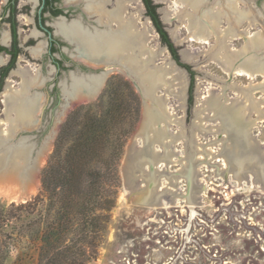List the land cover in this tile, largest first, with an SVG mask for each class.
Listing matches in <instances>:
<instances>
[{
  "label": "rangeland",
  "instance_id": "374dc122",
  "mask_svg": "<svg viewBox=\"0 0 264 264\" xmlns=\"http://www.w3.org/2000/svg\"><path fill=\"white\" fill-rule=\"evenodd\" d=\"M223 1L210 0L207 3L221 13L220 29L229 27L225 9L221 6ZM153 2L158 6L160 20L177 48L179 61L162 41L143 0H126V12L128 17L135 19L138 29L149 35L146 46L157 51L156 64L162 66L172 61L183 70L186 79L184 99L176 96L177 85L170 91H166L167 86L155 90L156 96L166 98L167 111L172 116L168 131L177 139L171 142L175 161L168 169L164 164L156 167L162 173L157 188L168 183L165 174L176 176L178 179L173 192L177 195V202L152 206L141 200L140 196L144 194L141 187L146 185L143 171L135 176V185L128 184L125 166L129 150L132 146H143L139 129L144 116V99L125 73L112 69L98 95L93 99L74 101L76 103L66 111H69L66 119L57 126L61 131L68 116L75 113L78 125L67 130L68 137L61 145L62 156H66V151L75 141L90 139L92 151L85 162L88 167L105 175L98 187L100 194L97 199L102 203L114 201L110 212L94 210L89 213L90 220L98 215L104 226L96 245L84 239L78 240L79 227H74L57 247L44 245L42 240L48 234L49 224L56 220L59 206L52 204L42 184V171L52 158L59 131L43 155L29 194L16 195L20 185L15 179L9 184L0 183V264H48L52 256L60 252H68L69 256L63 260L65 264H264V190L255 185L252 178L238 179L233 172L223 169V161H217V157L209 159V155L204 161L200 152L205 149L220 156L223 146L231 144L227 133L221 130V120L214 110L206 106L214 95H220L224 106L237 105L242 100L247 103L250 109L246 112L253 122L248 127V136L264 152V74H230L220 58L215 56L218 50L215 33L207 41L190 38L185 16V11L192 10L190 7L185 10V6L181 2L175 3V0ZM115 3L116 0H112L107 8L112 9ZM237 6L250 10L253 17L244 19L238 26L242 33L228 39L226 44L230 50L243 52L250 36H264V0H240ZM166 13H171L170 21L164 19ZM75 15L82 18L86 26H97L98 15L85 14L81 7ZM6 28L1 25L2 31ZM255 51L252 53L264 61V48ZM29 60L32 72L39 71L43 77L28 94L41 95L43 106L34 125H14L12 118L15 112L7 108L5 90L7 86L19 88L23 77L12 71L3 81L0 78V139H3L0 154L6 150L3 146L22 143L32 149L31 165L44 139L57 124L61 102L53 95L55 72L52 68L46 65L44 70H40L38 60ZM174 71L177 72L176 69ZM77 72L81 75L90 73L82 68ZM66 76L67 73L60 75L59 80ZM44 77L48 78L47 82ZM244 93L254 103L248 99V104ZM8 130L12 132L10 136H7ZM179 135L183 136L179 138ZM160 146L158 142L154 144L156 149ZM35 150L36 155L33 153ZM191 154L199 191L187 200L184 196L189 189L188 181L179 174ZM246 174H251V170ZM162 192L170 196L166 188H162ZM81 201L83 198H76L73 215L79 225L84 220L80 213ZM89 235L92 236V232ZM70 247L72 249L68 251Z\"/></svg>",
  "mask_w": 264,
  "mask_h": 264
},
{
  "label": "bare ground",
  "instance_id": "6f19581e",
  "mask_svg": "<svg viewBox=\"0 0 264 264\" xmlns=\"http://www.w3.org/2000/svg\"><path fill=\"white\" fill-rule=\"evenodd\" d=\"M68 1H84L85 11L89 15H98L97 22L99 25L97 24V26L93 27L84 25L83 19L82 21L81 19H76L69 23L64 20L55 22L57 31L75 44L76 54L79 59L90 62L93 65L119 64L123 72L130 74L141 85L144 99V116L139 134L143 139V146L139 148L132 146L129 150L128 161L125 166L128 184L135 185V176L138 172L143 171V175L146 176V185L144 184L141 187V192L144 193L140 196L141 200L152 206H163L174 201L177 202L178 198L175 199L177 195L173 192L175 191V182L178 179L176 176L163 173L167 175L168 183H165L164 187L157 188L158 184L160 186L159 180L162 173L158 172L156 167L164 164L165 168L168 169L170 164L175 161L171 142L176 138H173L175 136H172L168 131V123L171 122L172 116L167 111L166 98L156 96L155 90L158 88L164 89L167 86L168 89L166 91H170L172 86L177 85V91L174 92L180 99H184L187 84L183 70L176 67L172 61L166 62L162 66L156 64L158 53L146 46L149 36L147 32L139 30L135 19L128 17L126 0H116L112 9L107 8V5L112 0ZM208 1L175 0L177 4L181 2L180 4L185 6V10L187 7L192 9L191 11H185V16L188 18L190 38L207 41L212 33H215L218 41V50L215 52V56L220 58L226 67L225 69L230 74L234 72L247 75H256L259 72L264 74V61L260 56L252 53V50L255 51L256 49V53L257 50L264 48L263 35L254 34L250 36L243 52L230 50L228 44H226L228 39H233L242 33L238 26L244 19H251L253 13L246 8H239L237 3L240 0H224L221 6L225 9L224 14L228 18L229 27L220 29L221 13L219 10H215L214 7H209ZM170 14H165L164 19L166 21L171 20ZM112 24H115V27ZM99 26L103 27L99 28ZM42 50L43 43L40 42L34 48V52L40 54ZM175 69L177 72L174 71ZM111 70L108 68L107 72L93 75L80 74L73 77L69 86L63 85L64 103L63 105L61 104L62 107L58 112L57 124L44 139L42 148L37 152L33 164L29 165L32 151L30 146L22 143L16 146H3L6 150L0 154V183L9 184L15 179L20 185L16 195L29 194L43 155L50 148L52 140L58 131L57 126L66 114L67 109L76 103L74 101L88 99V96L93 93L97 86L100 85L101 88L106 75ZM16 71L23 77L22 83L17 89L7 86L5 103L9 111L15 112V117L12 118L13 124L29 127L37 122V115L41 112L43 106L41 95L28 94L32 86L40 82L41 74L39 71L31 72L26 67ZM219 96L210 97L206 106L214 110L216 116L221 120V130L227 133L231 144L223 146L221 149L223 152H220V156L212 152L209 153L205 149L200 150L203 160H207L209 155V159L217 157V161H223L221 163L223 169L230 170L238 179H245L247 176L252 178V182L260 186L263 191L264 152L258 149L253 143V139L248 136L250 129L248 127L253 124L246 112L249 106L243 100V102L236 103L237 105H234V103L224 106ZM246 97L248 102V94H246ZM249 102L253 101L250 100ZM253 103L252 108L255 109ZM6 133L7 136L12 134L9 130ZM182 136L179 135L178 137ZM157 142L161 145L159 149L154 148V144ZM1 143H3V139L2 141L0 139V145ZM192 155L188 156L187 162L179 174L180 176H185L188 181L189 189L185 194L186 196H184L187 200L199 191L197 188L199 184L197 183V172L194 169ZM250 170L251 174H246ZM162 188L169 190L171 197L167 193V195L164 194Z\"/></svg>",
  "mask_w": 264,
  "mask_h": 264
},
{
  "label": "flooded vegetation",
  "instance_id": "af4514ba",
  "mask_svg": "<svg viewBox=\"0 0 264 264\" xmlns=\"http://www.w3.org/2000/svg\"><path fill=\"white\" fill-rule=\"evenodd\" d=\"M83 2L68 0H0L1 80L3 81L8 73L25 67L32 72V69L28 66L31 61L29 58L38 60L40 70H44L46 65H49L55 72L53 95L62 104L64 102L63 85H69L74 76L80 75L77 72L78 69L94 67L91 65L92 63L79 59L75 44L57 31L55 25L57 20H64L68 23L76 19L82 21V18H78L75 13L79 7L82 10L84 7ZM82 22L85 25L84 21ZM1 25H5L7 28L2 31ZM40 42L43 43V50L40 54H36L34 48ZM22 62L26 63L22 64ZM15 67L17 68L15 69ZM105 68L114 69L107 66ZM64 73H67V76L59 80L60 75ZM47 80L48 78H45L46 82Z\"/></svg>",
  "mask_w": 264,
  "mask_h": 264
},
{
  "label": "trees",
  "instance_id": "16d2710c",
  "mask_svg": "<svg viewBox=\"0 0 264 264\" xmlns=\"http://www.w3.org/2000/svg\"><path fill=\"white\" fill-rule=\"evenodd\" d=\"M143 1L148 15L160 33L162 41L168 45L176 60L179 61L177 48L170 39L157 13L158 6L154 4L153 0ZM77 125V116H75V113L70 114L58 135L52 158L42 171V184L48 194V198L52 201V204H59L58 209H56V220L49 224L48 234L42 239L44 245L46 244L52 248L57 247L59 243L65 240L74 227H79L77 228V234L80 235L78 237L79 241L84 239V241L96 245L98 234L104 229V226L98 220V215H95L90 220L89 213L94 210L110 212L114 206V201L102 203L97 199L100 194L98 187L105 175L95 168L88 167L89 165L86 164L92 151L90 149L92 145L90 139L84 138L82 142L78 141L80 143L75 141L70 149L66 151V156H62L61 145L68 137L69 131L67 130ZM76 198H83L79 205L81 206L80 213L84 220L80 225L75 222L73 217ZM74 231H77L76 228ZM89 232H92V236L89 235ZM71 249L72 247L67 250L71 251ZM67 253H57L56 256H52L48 264H65L63 260L64 258L67 259L65 256H69ZM75 264L82 263L77 262Z\"/></svg>",
  "mask_w": 264,
  "mask_h": 264
},
{
  "label": "water",
  "instance_id": "95a60500",
  "mask_svg": "<svg viewBox=\"0 0 264 264\" xmlns=\"http://www.w3.org/2000/svg\"><path fill=\"white\" fill-rule=\"evenodd\" d=\"M82 11H83V13H85V14H88L86 11H85V9H84V7L82 8ZM95 23H96V25L98 24V22L97 21H95ZM184 56V55H183ZM185 57V56H184ZM111 67V68H114V69H118L119 71H121V72H123L122 70V68H121V66L119 65V64H113V65H107V64H101V65H98V67H89L88 68V70L90 71V73H87V74H82V75H93V74H99V73H95V71H101L100 73H102V72H107L108 71V68L106 69L105 67ZM123 73H125L131 80H132V82L135 84V86L138 88V90H139V92L141 93V95H142V97H143V94H142V89H141V85L136 81V80H134L131 76H130V74H128L127 72H123ZM103 87V86H102ZM101 87V88H102ZM101 88H100V85L99 86H97V88L93 91V93H91L89 96H88V99H93L96 95H98V93L100 92V90H101ZM72 105H74V104H72ZM69 112V111H68ZM68 112L66 113V115H65V118H63L61 121H60V123H62L63 122V120L64 119H66V116L68 115ZM60 131V128L58 127V131H57V133H56V135L58 134V132ZM55 135V136H56ZM55 138V137H54ZM35 148H37V147H35ZM38 150V149H37ZM37 150H35V152H33V153H35L34 155H36V152H37ZM249 179H250V177H248Z\"/></svg>",
  "mask_w": 264,
  "mask_h": 264
}]
</instances>
